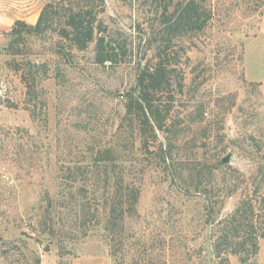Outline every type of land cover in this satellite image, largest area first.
I'll return each mask as SVG.
<instances>
[{
  "label": "rangeland",
  "instance_id": "1",
  "mask_svg": "<svg viewBox=\"0 0 264 264\" xmlns=\"http://www.w3.org/2000/svg\"><path fill=\"white\" fill-rule=\"evenodd\" d=\"M185 1L0 0V264H242L214 246L264 195V0H205L201 30L163 34V5ZM83 7L118 61L62 35ZM159 60L165 116L141 132L128 98ZM115 183L135 206H109ZM258 246L243 264H264Z\"/></svg>",
  "mask_w": 264,
  "mask_h": 264
},
{
  "label": "trees",
  "instance_id": "2",
  "mask_svg": "<svg viewBox=\"0 0 264 264\" xmlns=\"http://www.w3.org/2000/svg\"><path fill=\"white\" fill-rule=\"evenodd\" d=\"M204 1L186 0L184 3L179 2L172 12H168L169 5L165 3L161 11V32L174 37L180 33L201 30L207 21L206 17L205 19L201 17L204 15L202 14ZM47 19L46 11H42L34 26L36 32L44 31ZM93 19L91 8L83 7V9L69 11L64 16L62 35L71 42L72 46L79 49H84L89 42L94 40V57L97 63L118 61L119 51H122L121 46L116 45L115 40L106 33L101 34L106 30L102 23H98L95 29ZM158 64L159 67L155 73H149L148 69L141 72L137 82V93L128 98L127 106L136 117L141 132H145L147 129V131L150 130L154 133L155 127L157 129L162 128V120L165 115L161 112L156 101L171 85L170 74L172 70L168 68L167 62L159 60ZM257 191H259L258 188L255 193ZM257 196L263 197L260 200L245 197L234 212L222 220L221 234L217 236L214 246L216 256H221L224 252L235 254L239 256V261L243 264L248 260L247 256L257 252L258 237L264 238V215L262 217L257 215L255 206H264V195L259 192ZM110 198L112 201L109 206H135L138 193L127 187L123 190L121 185L117 186L115 183ZM114 211V207H111V213ZM111 213L108 217L110 223L114 221Z\"/></svg>",
  "mask_w": 264,
  "mask_h": 264
},
{
  "label": "water",
  "instance_id": "3",
  "mask_svg": "<svg viewBox=\"0 0 264 264\" xmlns=\"http://www.w3.org/2000/svg\"><path fill=\"white\" fill-rule=\"evenodd\" d=\"M229 161V156H226L222 159V162L227 163Z\"/></svg>",
  "mask_w": 264,
  "mask_h": 264
}]
</instances>
